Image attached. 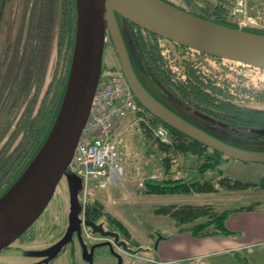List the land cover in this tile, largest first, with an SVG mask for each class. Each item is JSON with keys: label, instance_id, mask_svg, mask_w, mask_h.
Wrapping results in <instances>:
<instances>
[{"label": "rangeland", "instance_id": "374dc122", "mask_svg": "<svg viewBox=\"0 0 264 264\" xmlns=\"http://www.w3.org/2000/svg\"><path fill=\"white\" fill-rule=\"evenodd\" d=\"M171 1L179 6H187L185 0ZM258 1L260 4L257 7L249 6L247 14L255 17L264 11L263 1ZM66 2L69 0H0V161L12 157V152L22 142L20 138L29 130L26 124L21 129L24 134L15 137L13 146L12 111L18 107V123H22L24 117L29 120L30 117L26 115V104L32 95L29 85L37 83V94L43 95L46 86L49 88L53 85L49 84L51 76L55 77L64 59L63 55H59V49L62 46L65 51L60 40H63L65 34L63 5ZM235 7L230 10L232 20H237L235 16H244L243 12L234 14ZM238 25L264 28L249 23ZM199 57L208 70L221 66L226 71L224 76L231 80L242 83L244 80L246 84L252 82L259 87L264 86V71L241 69L238 64ZM112 69L121 70L120 59L109 32L105 31L102 72ZM123 120L118 128V163L123 168V178L109 181L105 186H99L94 181L87 187L85 194L81 179L69 166L49 203L31 227L0 252V264H131L133 257L125 250L118 249L113 241L94 240L84 231L82 207L88 200L98 201L104 213L113 214L122 220L140 242L139 247L143 253L159 257L164 254L183 257L187 254L181 247L184 238L180 237L175 220L154 209L170 202L180 203L186 199L190 202V196L200 192L169 196L144 194L145 181L154 174L163 175L165 154L160 151L157 139L146 135L136 117ZM174 158H178L177 166L180 169L184 166L187 170L196 162L192 154L174 153ZM223 167L226 175L244 181L258 182L264 175L262 162L232 158ZM201 195L206 200H212L221 210L255 201H261L259 208H264V190L260 188L238 192H207ZM87 231L90 232L89 229ZM224 255L218 256L225 260L223 264H264L263 247L253 249L247 261L243 253L229 252L227 256Z\"/></svg>", "mask_w": 264, "mask_h": 264}, {"label": "trees", "instance_id": "16d2710c", "mask_svg": "<svg viewBox=\"0 0 264 264\" xmlns=\"http://www.w3.org/2000/svg\"><path fill=\"white\" fill-rule=\"evenodd\" d=\"M163 1L197 17L264 36V28L240 27L236 20L231 19L230 10L235 5L234 0H185L186 7L179 6L171 0ZM63 12L65 34L60 44L64 46L65 51L61 46L59 55H63L64 59L61 60L60 68L55 75V77L60 75L61 82L57 83L55 77L52 82L55 85L54 112L49 114L46 127L38 123L29 128L19 148L12 152V157L0 161V199L37 156L58 115L75 47L78 22L77 0L64 3ZM116 17L133 70L155 98L184 119L227 144L244 150L264 152L262 131L264 86L259 87L252 82L246 84L244 80L243 83L231 80L230 77L224 76L226 71L221 66L208 70L200 61L199 55L238 64L241 69L253 68L261 71L264 69L200 52L152 33L118 13ZM196 54L198 56H195ZM136 101L142 107L140 113L144 115L143 119L138 120V124L142 126L146 135L157 139L160 151L165 154L163 175L147 179L143 187L144 194L169 196L189 195L196 192H238L255 188L264 190V175L258 182L244 181L226 175L223 166L232 157L169 125L148 110L137 98ZM51 105L50 102L49 106ZM160 124L168 128L169 142H163L154 135L151 125ZM174 153L192 154L196 157V162L191 166L192 168L186 170L183 166L180 169L177 166L178 158H174ZM260 204L261 201H255L221 210L214 203L170 202L159 205L154 211L170 215L180 231H190L194 236L214 234L233 236L236 234L235 231L226 224L229 214L235 210H254ZM82 208L86 219L102 221V217H105L104 221L120 233L132 251H143L139 247L140 242L125 223L113 214L104 213L101 203L88 200Z\"/></svg>", "mask_w": 264, "mask_h": 264}, {"label": "water", "instance_id": "95a60500", "mask_svg": "<svg viewBox=\"0 0 264 264\" xmlns=\"http://www.w3.org/2000/svg\"><path fill=\"white\" fill-rule=\"evenodd\" d=\"M77 7L72 64L55 123L37 156L0 199V252L31 227L70 165L102 72L105 31L109 32L134 96L148 110L233 159L264 163V152L244 150L217 139L172 111L144 87L131 65L116 13L152 33L200 52L262 69L263 35L197 17L163 0H77ZM85 224L103 236L119 239V234L106 230L103 223L86 219ZM120 244L128 248L125 241Z\"/></svg>", "mask_w": 264, "mask_h": 264}, {"label": "built area", "instance_id": "2783aa9c", "mask_svg": "<svg viewBox=\"0 0 264 264\" xmlns=\"http://www.w3.org/2000/svg\"><path fill=\"white\" fill-rule=\"evenodd\" d=\"M263 5H264V0ZM234 14L240 24H256L264 26V11L255 17L247 14V10L257 7L258 0H234ZM142 107L120 69L101 73L99 83L93 96L88 120L75 148L70 166L78 174L82 182V191L86 194L92 182L105 186L109 181L115 182L123 178V168L118 163L119 156V121L127 117L143 119ZM154 135L163 142H169L170 134L166 126L151 125ZM154 174L151 178L158 177ZM131 264H166L167 261L142 252H130Z\"/></svg>", "mask_w": 264, "mask_h": 264}, {"label": "crops", "instance_id": "0c3cea01", "mask_svg": "<svg viewBox=\"0 0 264 264\" xmlns=\"http://www.w3.org/2000/svg\"><path fill=\"white\" fill-rule=\"evenodd\" d=\"M123 121L118 122L119 126ZM201 194L191 195L190 202H197L198 204L214 203L212 200H206ZM182 202L189 201L186 199ZM226 224L230 229L235 231V235L224 236L214 234L194 236L190 231H180L178 229L181 234L180 237L184 238L181 247L187 251V254L183 257L165 254L162 257L157 255L155 257L167 261L166 264H223L225 261L223 257H218L221 254L227 256L229 252H234V254L243 253L245 254L244 259L247 261L248 254L253 253V249L264 248V208L258 207L254 210L245 211L235 210L229 214ZM238 259L242 260L241 258Z\"/></svg>", "mask_w": 264, "mask_h": 264}, {"label": "flooded vegetation", "instance_id": "af4514ba", "mask_svg": "<svg viewBox=\"0 0 264 264\" xmlns=\"http://www.w3.org/2000/svg\"><path fill=\"white\" fill-rule=\"evenodd\" d=\"M34 73V72H33ZM54 76L52 75L51 76V79L49 81V84L52 85V82H53V78ZM32 78V77H31ZM32 80L33 78L30 80V83H32ZM61 82V77L60 75L57 76V83ZM57 83H56V86H57ZM37 83H34L33 86H30L29 84V88H30V93L32 92V95L30 97V99L27 101L28 104H26L28 107H27V111H26V115H28L30 118L29 120L27 119V117H24L22 123H18L17 120H18V116L16 117V114H17V109L18 107L14 108V110L12 111V133H14L13 137H12V144L14 146V142H15V137L17 138V136H22L24 133H23V130H21L23 127L26 126V124H28V129L33 127V126H36L38 123H40V125H42L43 127H46L47 124H48V118H49V114H52L54 112V104H55V93L54 94H51L53 93V86H55L54 84L48 88V86H46V89L45 91H43V95L42 93L41 94H37V90H38V87H35ZM53 87V88H52ZM40 88V87H39ZM59 88V86H58ZM49 93L52 95L50 98V100H48V95ZM54 101V102H53ZM52 103L51 107L49 106V103ZM17 106V104L15 105ZM23 112V110L21 111ZM15 114V116H14ZM22 114V113H20ZM19 114V115H20ZM28 123H27V122ZM21 141H22V137L20 138ZM12 146V148H13ZM14 149H12L13 151ZM85 220L86 218L84 217L83 218V229L86 233H89V236L92 238V239H100V241H104V240H107V239H110L111 241L114 242V244H116V246L118 247V249H121V250H125L127 254L130 253L131 250V247L128 245V242L122 238V236L120 235V233L114 229H112L107 222H105L104 220L102 221H96L98 223H103L104 225V228L106 230H111V231H114V232H117L119 234V239L118 241H116L115 237L113 236H103L101 233L99 232H96L94 231L90 226L86 225L85 224ZM86 229V230H85ZM87 229L90 230V232L87 231ZM121 241H125L128 248L127 247H124V245L120 244Z\"/></svg>", "mask_w": 264, "mask_h": 264}]
</instances>
